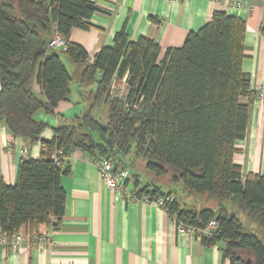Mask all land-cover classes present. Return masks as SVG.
<instances>
[{
  "label": "trees",
  "instance_id": "16d2710c",
  "mask_svg": "<svg viewBox=\"0 0 264 264\" xmlns=\"http://www.w3.org/2000/svg\"><path fill=\"white\" fill-rule=\"evenodd\" d=\"M97 12L94 0H0V121L14 137L42 146L39 159L21 162L14 185L0 181V234L59 227L66 206L61 178L80 151L135 172L142 161L157 178L169 177L180 187L178 197L154 184L141 187L138 177L137 198L173 196L165 211L176 224L195 229L205 247L218 246L230 264H264V172L244 175L234 163L253 96L243 72L245 21L215 12L181 48L165 51L146 38L129 41L123 29L113 47L89 62L71 32L92 29ZM55 34L66 51H49ZM63 57L82 67L79 84L91 89V104L76 124L57 127L53 139L43 141L47 125L35 115L53 116L70 101L73 76ZM125 77L120 99L111 87ZM35 78L40 95L33 91ZM101 105L107 107L105 124L93 116ZM185 195L205 197L207 205L188 208ZM212 220L217 228L202 235Z\"/></svg>",
  "mask_w": 264,
  "mask_h": 264
},
{
  "label": "crops",
  "instance_id": "0c3cea01",
  "mask_svg": "<svg viewBox=\"0 0 264 264\" xmlns=\"http://www.w3.org/2000/svg\"><path fill=\"white\" fill-rule=\"evenodd\" d=\"M94 2L98 12L90 20L93 28L71 32V42L85 49L89 62L102 48L113 47L115 35L123 29L129 41L146 38L165 51L181 48L188 34L205 27L215 12L244 20L243 72L250 80L253 96L247 136L236 144L234 163L242 168L244 175L264 172V98L258 99L257 96L264 90V37L261 34L264 0ZM235 4L242 8L235 9ZM64 61L73 82L76 80L78 84L72 86V82L70 101L61 102L55 115L47 116L41 111L35 115L37 122L47 125L41 135L43 141L52 140L57 127L76 124L91 104V89L80 88L79 84L82 67ZM32 87L37 95L41 94L36 78ZM248 101L247 98L242 100L245 104ZM41 152L40 142L30 145L22 137H14L0 121V181L14 185L21 162L37 160ZM69 166L70 173L61 178L66 206L59 227L54 230L44 225L23 226L18 233L24 237V244L16 251L10 246H0V264H230L224 260L218 246L205 247L196 232L180 235L176 223L163 208L139 200L129 202L109 191L90 156L75 151L69 159ZM145 172L142 166H138L135 172L138 175H132L130 188H135L134 180L138 177L141 187L146 184L143 180ZM145 176L151 177L152 182L146 181L147 184L156 183L154 185L164 192L155 175L147 172ZM174 187L175 190L170 191L178 197L176 189L180 187ZM184 198L188 208L200 210L207 205L205 197L185 195ZM201 202L203 206L198 208L196 204ZM211 206L214 205L211 203ZM41 240H47L49 244L42 245Z\"/></svg>",
  "mask_w": 264,
  "mask_h": 264
},
{
  "label": "built area",
  "instance_id": "2783aa9c",
  "mask_svg": "<svg viewBox=\"0 0 264 264\" xmlns=\"http://www.w3.org/2000/svg\"><path fill=\"white\" fill-rule=\"evenodd\" d=\"M235 9H241L242 6L240 4L234 5ZM49 51H66L67 45L63 38L55 34L53 39H51L48 45ZM92 62V61H91ZM125 81L126 78L122 81V86L120 84H116L115 82L112 84V90L117 94L118 98L122 99L125 95ZM258 99L264 98V90H261L258 94ZM93 165L99 171L102 180L104 181L107 189L109 191H113L120 196H123L129 202H135L137 200L152 203L164 209L166 204H170L173 202L174 197L165 196L160 197L156 201H151L147 196H144L141 199L137 198L138 190L136 188H130L129 183L132 181V176L127 169H118L114 160L110 157L103 158L101 160H93ZM217 228V223L215 220H212L208 223L207 227L201 232L202 235L209 236L212 232ZM176 230L180 235H185L187 233L196 232L195 229L187 228L182 224H176ZM24 237L16 233L11 237L7 235L0 234V246H10L13 251H16L21 248L24 244ZM40 244L48 245L49 241L41 240Z\"/></svg>",
  "mask_w": 264,
  "mask_h": 264
},
{
  "label": "rangeland",
  "instance_id": "374dc122",
  "mask_svg": "<svg viewBox=\"0 0 264 264\" xmlns=\"http://www.w3.org/2000/svg\"><path fill=\"white\" fill-rule=\"evenodd\" d=\"M63 59H65L64 57H63ZM66 60V59H65ZM65 62V61H64ZM74 79H76V78H74ZM74 83H75V85H77L78 83H77V81L75 80L74 82H73V84H72V86L74 85ZM85 107L87 108L88 107V104L86 103V105H85ZM93 116L98 120V121H100V122H105L106 120H107V107L105 106V105H101V106H99V107H97L94 111H93ZM137 166H142L143 167V170H146L145 169V163L144 162H142V161H140L138 164H137ZM129 172H130V175L132 176V175H134V174H137V173H135V171H133L132 169H127ZM136 171H138V170H136ZM144 174V177H143V180H145V182L144 183H151L152 181H151V177L149 176H145L146 174H147V172H145V173H143ZM138 175V174H137ZM154 178L156 179V180H160L161 182L159 183L162 187H163V190H164V192H168V191H170L171 189H174L175 190V187H174V184H172L170 181H169V178H166V177H164V178H156L155 176H154ZM147 179H149V180H147ZM147 181V182H146ZM154 184H156V183H154ZM188 203V202H187ZM213 205H214V203H212ZM196 206L198 207V208H201L202 206H203V203L201 202V204H199V203H197L196 204ZM208 206L210 207L211 206V203H209L208 204ZM254 227V226H253ZM259 231V230H258ZM259 234H260V236H261V234H263V232L262 231H259ZM246 256V255H245Z\"/></svg>",
  "mask_w": 264,
  "mask_h": 264
},
{
  "label": "water",
  "instance_id": "95a60500",
  "mask_svg": "<svg viewBox=\"0 0 264 264\" xmlns=\"http://www.w3.org/2000/svg\"><path fill=\"white\" fill-rule=\"evenodd\" d=\"M134 177H136L137 175H133Z\"/></svg>",
  "mask_w": 264,
  "mask_h": 264
},
{
  "label": "bare ground",
  "instance_id": "6f19581e",
  "mask_svg": "<svg viewBox=\"0 0 264 264\" xmlns=\"http://www.w3.org/2000/svg\"><path fill=\"white\" fill-rule=\"evenodd\" d=\"M150 199V198H149ZM156 200V199H155ZM140 203V202H139ZM165 210V209H164Z\"/></svg>",
  "mask_w": 264,
  "mask_h": 264
}]
</instances>
